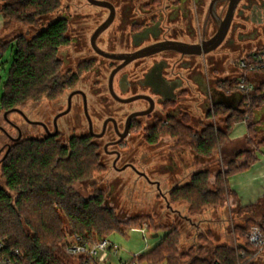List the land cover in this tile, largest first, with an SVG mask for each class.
<instances>
[{
    "label": "flooded vegetation",
    "instance_id": "obj_1",
    "mask_svg": "<svg viewBox=\"0 0 264 264\" xmlns=\"http://www.w3.org/2000/svg\"><path fill=\"white\" fill-rule=\"evenodd\" d=\"M154 2L155 0H152L150 6ZM188 2H191L190 8L187 6ZM211 2L212 0H207L203 4L202 0H171L161 10H152L151 13L144 9L145 15L151 20L138 23L140 26L133 32H129L128 28H133L136 24L132 22L129 26L122 11L115 34L107 36L105 41H100L113 21L95 41L100 50L121 55L120 61L105 58L92 48L90 39L99 25L89 38L93 56H81L75 63L77 60L72 59L74 67L72 62L58 56L62 62L60 77L67 93L58 97V104L53 103L46 108H42L39 101L27 102L30 105L27 114H23L19 108L21 113L2 111L0 166L12 147L23 140L31 143L53 141L63 152H67V159H70L74 152L81 151L78 148L72 150L74 144L76 147L88 145L97 158L99 173L95 171L91 177L72 185V189L75 185L92 189L89 197L84 198L73 191L75 194L84 199H92L97 196L99 190L103 200H109L112 193L105 192L103 187L106 188L108 184L107 175L114 173V179L109 185L110 190L124 188L123 175L127 174L131 178L135 176L156 186L159 196L157 199L169 200L170 192L175 189L172 186L175 172L181 170L185 173L191 166L186 158L188 150L191 149L179 146L178 141L170 136L160 137L158 143L167 138L172 142L173 149H169L167 155L161 156L164 160L160 159L159 164L148 174L141 165L144 161L143 154L141 159L140 156L131 155L129 142L133 144L134 140L139 139L137 146H152L147 144L146 138H150L151 130L155 128L177 124L196 132L204 128L210 105L214 108L219 100V81L212 70L215 64L208 61V54L191 56L175 51H163L131 62H126V58L130 54L163 42L202 44L215 34L218 18L224 16L228 4L227 0L214 3V18L210 13ZM116 14L115 8V17ZM67 21L69 26L70 22ZM179 22L185 23V27L177 28ZM146 28L151 31L145 39L133 40L136 33ZM210 29H213L211 34L208 32ZM68 34L67 29L69 44L64 47L73 45L74 48H79L78 52L81 53V49L85 48V34ZM263 41L264 0H242L222 43L226 45L227 54L251 50L254 47L256 49ZM65 66L67 67L64 69ZM134 97L138 98L128 101ZM193 120L196 129L193 128ZM6 127L15 131L16 135H11ZM88 152L84 150V153ZM85 158L88 156L84 155L83 159ZM155 175L159 178H154ZM165 184L169 188H161Z\"/></svg>",
    "mask_w": 264,
    "mask_h": 264
},
{
    "label": "trees",
    "instance_id": "obj_2",
    "mask_svg": "<svg viewBox=\"0 0 264 264\" xmlns=\"http://www.w3.org/2000/svg\"><path fill=\"white\" fill-rule=\"evenodd\" d=\"M62 0H3L0 14L4 24L22 23L37 27L40 18L53 14ZM30 39L17 36L0 47L2 54L12 48V62L4 83L0 99V110L9 111L29 101L57 99L64 92L60 77L62 62L58 50L69 44L66 35L68 21L56 18ZM237 80L220 82V88L230 93L235 91ZM264 105V84L251 95L243 96L240 109L226 110L215 106L207 116L217 125H204L199 132L188 127H172L151 130L149 145L157 143L160 137L170 136L179 146L191 149L195 154L209 157L225 141L235 123L246 122L249 138L253 126L248 121L252 111ZM70 159L56 143L28 142L15 144L0 166L4 187L0 186V261L17 250L14 259L19 264H85L82 258L68 256L64 248L77 236L90 243L109 238L113 233H123L122 224L109 211L101 209L103 196L84 199L73 192L72 185L92 176L96 171L97 158L88 145L77 146ZM89 151L88 153H84ZM88 158L83 159L84 155ZM245 159L243 165L238 164ZM250 162L248 153L239 154L227 162L215 181L214 191L208 189L209 172L202 171L191 177L190 183L173 189L168 205L172 201H185L189 212L200 214L204 209L222 207L229 195L227 178L245 170ZM15 194L13 199L9 193ZM143 220L136 218L128 222L129 229H142ZM127 225V224H125ZM258 226L264 233V217L260 222L246 221L244 226L235 227V246H215L207 250L208 237L197 236L198 247L187 253L179 252L178 229H169L155 247L139 257L147 264H255L251 259L253 247L245 238L250 228ZM110 232L109 234H107ZM241 252L243 254L241 255ZM12 257V256H11Z\"/></svg>",
    "mask_w": 264,
    "mask_h": 264
},
{
    "label": "rangeland",
    "instance_id": "obj_3",
    "mask_svg": "<svg viewBox=\"0 0 264 264\" xmlns=\"http://www.w3.org/2000/svg\"><path fill=\"white\" fill-rule=\"evenodd\" d=\"M114 4L116 8V17L113 24L110 28L103 33L100 41H103L107 36H112L115 34L116 27L119 25L121 20V12L124 11V19L129 24V26L134 22L136 25L131 28L129 27V32H133L138 29L142 22H149L151 19L147 17L144 9L149 10L150 12L161 10L165 5L169 4L171 0H155L153 3V8H151L152 0H107ZM207 0H202V3H206ZM191 2H188L187 6L190 8ZM3 5V0L0 1V9ZM151 12V13H152ZM149 13V12H147ZM108 16V11L103 8L91 6L86 0H62L61 5L57 11L49 16H45L40 18L38 21L37 27H30L24 25L22 23H12L9 25H5L2 19V15L0 14V47L4 44L9 43L17 36H22L25 39H30L36 33H38L42 28L48 25L51 21L56 18H66L69 20L70 24L68 26L69 34L71 36H75L77 33L85 34V43L84 49H81V53L78 52L79 48H74L73 45L69 47H61L58 51V56L60 58L63 57L66 61H70L73 63L72 59L77 60L78 62L80 58L83 57H91L94 55L93 51L89 47V38L91 33L95 30V28L100 25ZM184 28L185 23L179 22L177 23V28ZM213 29L208 30L211 34ZM105 41V40H104ZM225 43L221 45L216 51L208 54V61L213 62L215 65L212 67L214 71V76H217V68L218 63L225 61L224 57L229 55L227 54ZM104 47V46H103ZM260 47H262L260 45ZM257 47V48H260ZM2 48V47H1ZM105 48V47H104ZM250 51V49H249ZM77 58V59H75ZM97 59L102 60L100 57ZM222 59V60H221ZM12 62V48L7 47L5 51L1 54L0 58V99L3 93L4 83L7 79L8 70L10 68ZM74 63L72 67H74ZM67 66L64 67V69ZM62 73V72H61ZM64 92L63 94H66ZM51 99H41L39 100V104H41L42 108H46L47 105L59 103V98L50 101ZM29 103H24L18 108L21 110L23 114H27L29 110ZM55 109L57 106H54ZM2 111L0 110V121H1ZM13 117H15L13 115ZM19 121L18 117H16ZM23 126V125H22ZM193 128L196 129L197 126L195 124V120H193ZM244 127L242 125H237L235 127L236 135L242 133V129ZM9 133L13 136L16 135L15 131H11L9 127H6ZM196 132V131H194ZM136 139V135L134 136ZM139 139L134 140V143L131 142L129 145V153L133 156H141L143 154L144 161L141 163L142 166L146 169L147 173L150 174V170L153 169L154 166L159 164L161 156L167 155L169 149H173L171 147L172 142L164 138L162 140L157 141L156 144L152 146L142 145V147L137 146ZM193 154V153H192ZM186 158L188 159L189 165L194 164L195 159H193V155H191L190 150H188ZM178 172V171H176ZM181 176L183 177V171H179ZM115 174L109 173L107 175V186L103 187L105 192H111L112 197L109 200H103L101 209L105 211H109L113 218L117 222L122 224L121 228L123 233H113L109 236L108 240L117 248V255L111 258L110 262L112 264H119V260L122 262H126L131 259L134 255H142L151 251L155 245L159 242V239L163 237V235L172 228L178 229L179 240H178V250L182 253H187L193 248V246H198L199 241L197 240V232H195L193 228V224H197L200 226V232L205 234L207 231V227L204 225L202 221L203 218H210L211 215H203L194 214L189 212V205L185 201H172L170 203V207L167 206L168 200L157 199L158 190L157 187L151 185L143 180L136 178L135 176L131 178L129 175L124 174V188H115L113 190L109 189L111 180L114 179ZM127 176V177H126ZM154 178H159L158 176H153ZM137 179L139 182H137ZM152 179V176H151ZM4 180L0 176V186L4 187ZM169 186V185H168ZM161 188L166 189L169 188L165 184ZM160 188V189H161ZM73 191L80 194L84 198L89 197L92 194V189L86 188L83 185H75L73 187ZM12 198H15V194L9 193ZM224 206V205H223ZM204 209L203 212H205ZM230 215H228L229 217ZM139 218L143 220L142 229H129L127 227L130 226L128 224L129 221ZM230 218V217H229ZM186 219H190L188 222ZM202 219V220H201ZM127 224V225H125ZM230 221L224 214L221 217V221L217 222L215 226H212V231L217 230L221 233H224L226 229L229 227ZM196 226V227H197ZM230 231V230H229ZM228 231V234H223L224 237L220 236L219 240H224L226 243H231L233 246V236L232 233ZM108 232L107 234H109ZM158 235L157 238H153L154 235ZM196 236V239L194 237ZM215 236V235H214ZM218 240V241H219ZM216 243H207L206 247L208 251H212L216 246ZM185 264V263H181Z\"/></svg>",
    "mask_w": 264,
    "mask_h": 264
},
{
    "label": "crops",
    "instance_id": "obj_4",
    "mask_svg": "<svg viewBox=\"0 0 264 264\" xmlns=\"http://www.w3.org/2000/svg\"><path fill=\"white\" fill-rule=\"evenodd\" d=\"M260 44L264 45V41L260 42L258 46ZM252 49H255V47ZM248 51L249 50L229 52V55H225V61L223 60L218 63V67L220 65L221 66L220 68H217L216 73H218L216 80H218L219 83L223 81L237 80L238 71L235 61ZM248 77L250 83L255 87V89L264 84V71L249 74ZM219 93H224V95L230 99H234L238 95H240L241 98L238 100L236 109H229L218 103H215L214 106H223L229 111H237L241 108L240 104L243 99L241 93L237 91L228 93L221 88L219 89ZM212 109L213 107L210 105L209 112ZM248 121L253 126L252 137L249 138L248 136L246 122L235 123L227 135V140L220 148H218L217 151L212 153L209 157H202L190 150L191 155H193V159H195L194 164H191L187 171L182 174L183 177L179 172L181 170H178V172H175L174 174L172 186L179 188L189 184L191 177L194 174L202 171H208V189L209 191H214L216 177L225 169L227 162L232 159L234 160L239 154L248 153L250 158L248 167L245 170H241L233 175H230L226 180L229 195L226 198L224 206L218 208H208L205 212H201V216L211 215L210 218L205 217L203 220L201 219L207 227V232L202 234L200 232V226H197V224L192 225L195 232H197L196 236L202 235L204 238L208 237L211 243H216V246H235L234 242L236 241V237L233 233V229L235 227L244 226L246 221L260 222V220L264 217V105H262L258 110L252 111ZM214 124L216 126L219 125H217L216 120L208 119L205 125ZM237 125H242L244 127L241 131L242 133L238 135L235 133V127ZM219 126L221 129L224 128L223 124H220ZM244 163V158H240L238 160L239 165H243ZM224 214L230 221L229 227L224 233L217 230L211 232L213 229L212 226H215L217 222L221 221V217L224 216ZM228 215H230V218ZM186 220H189L188 222H190V219ZM228 231L232 233L234 238L233 246L230 245L231 243L228 244L224 240L221 241L218 239L220 236L224 237L223 234H228ZM196 236L194 239H196ZM261 264H264V255L262 256Z\"/></svg>",
    "mask_w": 264,
    "mask_h": 264
},
{
    "label": "built area",
    "instance_id": "obj_5",
    "mask_svg": "<svg viewBox=\"0 0 264 264\" xmlns=\"http://www.w3.org/2000/svg\"><path fill=\"white\" fill-rule=\"evenodd\" d=\"M235 63L237 65L238 76L234 89L241 93L242 96L251 95L255 87L250 83L248 76L255 72L264 71V46L252 49L246 54L241 55ZM245 238L253 247L250 253L251 259L255 264H261L262 256L264 255V233L260 227L254 226L250 228ZM64 251L70 257L82 258L85 264H112L110 262L111 258L118 254L117 248L108 238L90 243L77 236L73 237L72 241L65 246ZM242 254L243 252H241ZM14 256H18L17 250H11L9 256L1 259L0 264H19L14 259ZM139 257L140 255H134L126 262L119 260V264H147L143 261L140 262Z\"/></svg>",
    "mask_w": 264,
    "mask_h": 264
},
{
    "label": "water",
    "instance_id": "obj_6",
    "mask_svg": "<svg viewBox=\"0 0 264 264\" xmlns=\"http://www.w3.org/2000/svg\"><path fill=\"white\" fill-rule=\"evenodd\" d=\"M1 1V0H0ZM91 6H95V7H99V8H104L107 9L109 11V15L107 17V19L100 24L96 30L94 31V33L91 36L90 39V43L92 48L94 49V51L105 57V58H110V59H114L117 61L122 60V56L118 55V54H111V53H107L104 52L102 50H100L97 46H96V38L103 32L105 31L114 21V17H115V7L112 3H110L109 1L106 0H86ZM218 0H212V2L210 3V13L212 14V16L215 18V13L212 10L214 3H216ZM242 0H227L228 4H227V9L226 12L224 14V16L222 18H218L219 22H218V27L217 30L215 32V34L205 40L204 42H202V44L200 45H194V44H183V43H178V42H163L160 44H156L153 45L151 47H147L145 49L140 50L137 53L134 54H130L128 55V58H126V62H131L135 59H138L140 57H145V56H150L159 52H163V51H175L178 53H181L183 55H191V56H200V55H207L210 54L214 51H216L218 49V47L223 43V41L225 40L228 31L230 29L231 23L234 19L235 16V12L237 10V7L239 5V3ZM151 31L150 28H146L144 30H142L141 32L136 33L133 36V40H136L137 38L139 39H145L149 32ZM138 97H134V98H130L128 101H134L136 100ZM241 98L240 95H238L236 98L234 99H230L229 97L225 96L224 93H219V100L216 102L220 105H224L229 109H236V105L238 103V100ZM10 112H20V110L18 108H14L12 110H10ZM9 113V112H8ZM7 114V112H6ZM168 207H170L169 205H167ZM158 235H154L153 238H157Z\"/></svg>",
    "mask_w": 264,
    "mask_h": 264
}]
</instances>
